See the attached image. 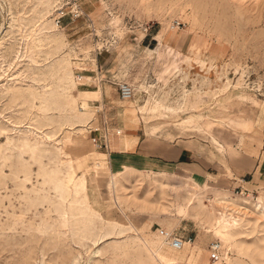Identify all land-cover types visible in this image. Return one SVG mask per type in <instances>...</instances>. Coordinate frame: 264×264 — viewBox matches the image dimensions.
<instances>
[{"label":"rangeland","instance_id":"1","mask_svg":"<svg viewBox=\"0 0 264 264\" xmlns=\"http://www.w3.org/2000/svg\"><path fill=\"white\" fill-rule=\"evenodd\" d=\"M132 134L211 167L114 158ZM230 163L256 164L254 191ZM257 206L264 0H0V264H164L171 232L191 238L175 264H264Z\"/></svg>","mask_w":264,"mask_h":264},{"label":"crops","instance_id":"2","mask_svg":"<svg viewBox=\"0 0 264 264\" xmlns=\"http://www.w3.org/2000/svg\"><path fill=\"white\" fill-rule=\"evenodd\" d=\"M132 135L135 136L134 137L136 139L135 144H133L131 147L124 148V149L113 148V150L116 151L115 152L116 154H113L114 158L118 157V160H122V162H126L129 164H132L131 162H134L135 164L147 162L150 165H156V166L160 165V164H164V165L167 164L170 166H178L179 164H189V165L191 164V165L197 166V167L204 169V170H208L211 167L209 164H207L205 159H201V156H197L198 157L197 159L194 158V157H196L195 156L196 154L194 152H192L189 148L183 147L177 153L173 152L172 148H164V147H159V146H157L156 148H151V147L148 148L147 146H143V143L145 144V140L140 134H132ZM90 137H91L90 139L92 142V146L86 145L84 148V152H88V150L90 151L89 148H91V150L92 149L96 150V147H100V146H96L95 139L92 136H90ZM96 141H97V137H96ZM221 144H223V143H221ZM131 153H133V154H131ZM173 153H174V155H173ZM82 157H83V155H81L79 159H82ZM107 159H108V157H107ZM114 161H116V160H114ZM229 166L231 169L234 168L235 171L239 175V177H237V181L235 182L237 184V186L240 185L244 189L254 191V187L257 186L255 183L256 182V180H255L256 164H252L251 166H244V164L240 165L238 163V165H237V163H236V165H234V164L230 163ZM113 172L114 171L111 170V173H113ZM136 172L141 173L142 171L138 170ZM90 174H93V176H94L95 172L91 170L89 175ZM154 174H156L155 176H157V177H159L158 175L167 176L166 173H164V172H156ZM163 185L165 186V182H163Z\"/></svg>","mask_w":264,"mask_h":264},{"label":"bare ground","instance_id":"3","mask_svg":"<svg viewBox=\"0 0 264 264\" xmlns=\"http://www.w3.org/2000/svg\"><path fill=\"white\" fill-rule=\"evenodd\" d=\"M128 86L131 89L130 95L127 97H121L122 99H119L117 101L119 103V106L125 108L124 110L128 112H135L139 106L145 105L148 102L147 95L143 94L144 92L147 94L146 87L141 82L134 84V86L128 84ZM256 210L259 211L260 213L261 212L264 213V208L262 209L260 206H257ZM185 242L188 241L186 240L183 241L182 246L180 248L172 247L170 242L166 243V245H168V249H167L168 252L164 256H162V261L164 262V264H175L176 261L180 259L190 260L189 258L190 248L187 245H185ZM195 247L198 248L199 244L195 243ZM172 250L174 251L176 250L179 252L181 251V254H179L178 256H171L172 255L171 253L173 252ZM215 264H220V263L216 262Z\"/></svg>","mask_w":264,"mask_h":264},{"label":"built area","instance_id":"4","mask_svg":"<svg viewBox=\"0 0 264 264\" xmlns=\"http://www.w3.org/2000/svg\"><path fill=\"white\" fill-rule=\"evenodd\" d=\"M75 13L78 12V8L75 7L74 8ZM65 12L63 8H60L57 10V17L55 19V24L59 26V24L61 23V19L62 17H64ZM119 89H120V94L122 97H127L130 95L131 93V89L128 86L127 83H121L119 85ZM161 234H164L163 229H160ZM168 237V239L170 240V243L172 245V247L174 248H180L182 246L183 241H185L186 239H183V237L181 236H177L174 235L172 232L170 235H167L166 233L164 234ZM191 240V238H188V242ZM220 243L218 241H212L210 244V248H209V253H208V259L210 261H216L217 259H219L220 257Z\"/></svg>","mask_w":264,"mask_h":264}]
</instances>
